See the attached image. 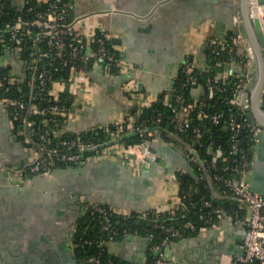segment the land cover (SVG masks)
Returning <instances> with one entry per match:
<instances>
[{
    "label": "crops",
    "instance_id": "1",
    "mask_svg": "<svg viewBox=\"0 0 264 264\" xmlns=\"http://www.w3.org/2000/svg\"><path fill=\"white\" fill-rule=\"evenodd\" d=\"M25 1L12 0L17 6ZM159 1L72 0L71 19L76 28L86 38L100 28L107 29L121 66L111 69L104 62H95L89 82L74 92L69 85L59 88L71 94L73 101L64 131L80 133L115 125L161 94L171 104L170 91L187 58L206 68L211 42L227 40L237 33L239 24L245 26L252 41L253 26L243 18L240 0H168L156 7ZM231 4L238 6L236 19ZM2 41L0 69L9 67V77L7 83L0 76V264H82L75 257L74 235L84 202L105 205L122 214L156 210L178 215L186 208L179 174L189 173L197 179L195 161L211 191L218 194L216 198L235 201L234 210H224L219 221L201 227L195 235L169 242L164 255L178 264H234L237 253L230 252V245L235 234L248 226L249 208L232 194L223 197L226 194L205 170V160L204 164L199 161L187 144L194 146L180 132H172L170 138L153 137L154 151L166 140L173 142L179 153L171 162L169 155L162 156L149 176L143 175L147 164L119 155L113 146L96 150L79 164L58 166L50 174H29L38 148L28 140L25 126L12 118L9 103L18 98L3 91L10 84L23 82L28 71L33 72L27 68L20 48ZM247 48L257 56L252 45L245 44L239 51ZM241 68L238 61H231L221 75L241 74ZM256 70L258 77L251 94L252 104L260 113L256 95L262 76L259 62ZM29 84L34 89L33 74ZM193 94L199 97L203 88H194ZM116 142L128 144L124 140ZM218 150L209 149L214 161L222 156ZM179 155L190 161L194 175L184 168ZM107 248L119 258L136 263H145L152 249L148 237L140 234L110 240Z\"/></svg>",
    "mask_w": 264,
    "mask_h": 264
},
{
    "label": "trees",
    "instance_id": "2",
    "mask_svg": "<svg viewBox=\"0 0 264 264\" xmlns=\"http://www.w3.org/2000/svg\"><path fill=\"white\" fill-rule=\"evenodd\" d=\"M53 8H55V0H26L22 6L15 5L12 0H0V54L4 50L2 40L7 44L17 46L11 42V32L8 30L7 24H14L19 16L31 18L39 12L46 13ZM70 18L71 12L65 14L62 21H69ZM39 31L37 28H23L24 40L18 47L20 48L22 58L26 61L39 58L38 70H48L44 79L45 81L42 83L40 79H37L33 89L32 85L29 84V78L31 79L33 73L28 71L27 78L23 82L8 85V90L3 91V94L16 97L25 102H30L33 96V101L41 107L60 103L71 108L73 102L71 94L63 92L60 94L59 99H53L48 94V89L52 81L66 79L72 65L91 68L94 65V57L88 60L81 57V55L86 53L87 46L85 45L82 48V45L75 42L73 36L70 34L63 35L65 47L60 51L58 47L48 43L49 36L42 35L38 37L37 34ZM84 41L86 40L84 39ZM71 42L79 44V56H74L73 48L70 46ZM107 47L111 53L119 55L110 40ZM92 48L96 50L94 44H92ZM207 54L208 66L206 68L194 66L190 70L185 67V62L182 64L176 76L174 86L170 91L173 97L171 104L165 100L164 94H161L149 105L143 106L141 111L135 108L132 112L137 119V124H143L145 127L151 129L158 128L162 137L170 138L172 132H180L194 146L200 157L205 160L206 169L213 177L215 185L224 192L227 189L224 181L216 179V175L235 177L236 174L232 170L226 169V167L241 165L245 157L250 160L252 159L255 136L247 125L248 120L246 119L247 117L243 107L230 102V99L237 90L241 74L236 75L232 73L226 76L221 75L225 69L224 62L240 61L243 58L244 52H240L238 49L229 52L227 48H220V52L217 53L214 50V44L211 42ZM109 67L111 69L117 68L113 64ZM0 76L8 83L9 67H2L0 69ZM190 76H194L197 79L195 84L190 82ZM197 87L203 88V94L199 97L193 94V89ZM0 92L2 93V91ZM177 93H182L187 101L198 102L199 106L205 110L206 116L202 119L198 118L196 110L189 114L193 123L202 125L203 131L201 134H195L191 130L181 132L175 128L171 118L174 116L173 108L177 104L175 102V95ZM160 114H162V119L157 121ZM215 114L220 116L219 123L213 121L212 117ZM25 115L26 112L23 111L22 116L15 119L18 125L20 123L23 124V117ZM50 116L53 119L49 120L48 124L42 121L43 116L40 114L30 115V118L36 119L37 126H52L53 130L58 131L62 137L70 138L81 135L84 139L92 140L96 143H103L111 138L110 133L103 128L90 129L80 133L64 131L63 126L66 124L64 118L58 114H50ZM231 118H235L242 125L237 133H233L231 125L228 124ZM109 127L110 130H114L116 125L111 124ZM144 137L136 134L123 140L128 144H133L143 140ZM34 141L37 140L34 139ZM211 146L221 148L222 150V156L216 161L212 159V154L209 152ZM95 151H87L85 156ZM194 164L199 172L197 179L189 173L183 172L179 174L181 194L184 198L186 208L176 216L175 214L161 213L156 210L143 212L132 211L128 214H122L106 206L111 212L112 226L118 228L119 231L115 239H121L126 235L135 234L136 232L148 237L152 232L153 235L150 238L148 237L150 247H152L155 243L164 239L166 235L164 229L156 226L157 223L181 227L188 220L195 222L197 229H185L182 236L173 237L171 241L195 235L201 227L211 225L200 218L201 214L219 218L217 213L210 214L212 207L205 205L206 200L211 201L213 206L220 207L223 210H234L235 201L228 198L217 199L213 197L207 177L202 172L203 170L199 162L195 161ZM66 165L76 164L60 162L56 167ZM227 193L230 194L231 191L227 190ZM110 234L111 232L109 230L103 229L98 212H94L90 205L85 206L74 235L76 259L82 264H156L159 255L155 253L154 249L150 250L148 260L145 263H136L127 259H121L110 253L107 248V242L111 240ZM95 256L101 260L100 263L87 260ZM173 264L178 263L174 262Z\"/></svg>",
    "mask_w": 264,
    "mask_h": 264
},
{
    "label": "built area",
    "instance_id": "3",
    "mask_svg": "<svg viewBox=\"0 0 264 264\" xmlns=\"http://www.w3.org/2000/svg\"><path fill=\"white\" fill-rule=\"evenodd\" d=\"M252 13L255 14V0H252ZM260 7V6H259ZM73 9L72 0H55V8L49 10L46 13L39 12L34 17L24 18L19 16L14 24H7L8 30L11 32V42L15 45L22 44L24 40V35L22 33L23 28H37L39 29L38 37L42 35L49 36L48 43L58 47L60 51L65 47L63 41L64 34H70L73 36L75 42L80 43L83 48L87 46L86 53L81 55L84 59L88 60L94 57L95 62H104L107 66L115 65L117 67L121 66V57L115 53H111L107 47L110 40V33L105 28H100L91 37L86 38L82 35L74 24V20L70 18L69 21H62L65 14L71 12ZM258 15L262 21L264 29V6L262 10H258ZM84 39L86 41H84ZM71 42L70 46L73 48L74 56H79V44ZM82 43V44H81ZM214 50L219 53L220 48H227L229 52H233L236 49H240L244 46L245 40L239 33H234L229 36L227 40H213ZM92 44L96 46V50L92 48ZM253 53L247 48L244 51L242 60L238 61L242 67L244 75L241 73L237 90L230 102L233 104L241 105V100L239 99L240 93L245 89L249 77L247 72L253 63ZM47 55V53H46ZM106 60V61H105ZM39 58L27 61V68L33 72V81L36 82L37 79L43 83L45 76L48 72L47 69L38 70ZM225 67L229 65L230 62H224ZM186 68L192 70L195 62L189 57L185 60ZM91 68L77 67L72 65L69 69L68 77L63 80H54L48 89V94L52 96L53 99H59L62 91L59 89L61 86L69 85L72 92L75 88L82 86L83 84L90 81ZM189 80L192 84L197 82L194 76H190ZM136 88H138L139 83H135ZM73 88V89H72ZM175 102L177 103L173 108L174 116L171 120L174 122V126L178 131H188L191 130L195 134H201L203 127L201 124L193 123L190 112L197 111V116L202 119L206 116L205 110L199 106L196 101H187L182 93H177L175 95ZM10 111L12 118L18 119L22 116L23 111L26 112L25 117H23V125L26 128V135L28 140L35 144L38 148L36 155L33 157L31 164L29 166V174H50L56 168V165L60 162L63 163H75L79 164L86 160L87 156L85 153L90 150H99L100 148L107 149L111 146L115 148L116 153L128 158L132 156L134 162L139 164H149L148 158L154 157L156 152L153 149V137L162 136L158 128L151 129L145 127L143 124H137V119L134 115H129L126 119L117 122L116 128L110 130L109 125L103 127L104 130L108 131L111 138L108 142L96 143L92 140H86L81 135L73 136L70 138L60 136L58 131H54L52 126L44 125L43 127L37 126L36 119H31L30 115L40 114L43 116L42 121L45 124L49 123V120L53 118L50 114L61 115L65 121L69 119L71 108L62 105L60 103H55L49 106L41 107L34 101L25 102L20 99H11L10 101ZM213 121L215 123L220 122V116L218 114L213 115ZM162 119V114L157 118V121ZM247 125L250 127L251 131L256 133L260 128L253 124L248 118ZM231 125L233 133L239 132L242 127L241 123L237 122L235 118H231L228 122ZM227 124V126H228ZM21 126V125H20ZM37 126V127H36ZM137 132L141 136H145L143 140L133 143V144H122L121 142H116L114 140H119L123 135L129 132ZM37 140V141H34ZM256 141V138H255ZM110 142V143H109ZM108 143V144H107ZM221 150V148H219ZM222 151V150H221ZM194 157V155H193ZM252 159L245 157L241 165L238 166H227L226 169L232 170L236 176H222L216 175V179L223 180L227 189L224 190L225 194L227 190H230L232 195L243 200L250 211V217L248 219L247 232L244 237V248L242 254H237L234 264H264V195L255 193L250 190L248 184L245 182V176L250 169ZM229 194V195H230ZM84 202V201H83ZM85 206H92L93 211L98 212L100 221L102 222V227L104 230H109L111 232L110 239L114 240L118 236V228L112 226L111 224V212L108 207L101 204H91L84 202ZM206 206L212 207L210 214L217 213L218 217L208 216L201 214L200 218L205 220L207 223H214L219 221L221 215L223 214V209L220 207L213 206L212 202L209 200L205 201ZM157 227L164 229L166 235L164 239L160 242L155 243L152 249L157 251L159 255L156 264H173L174 261L168 259L164 255V247L171 242L173 237H180L183 235L185 229L195 230L197 225L194 221L188 220L184 222L183 226H173L165 225L161 223L156 224ZM135 234H138L137 232ZM153 235L151 232L149 238ZM90 262L100 263L101 260L98 257H90L87 259Z\"/></svg>",
    "mask_w": 264,
    "mask_h": 264
},
{
    "label": "water",
    "instance_id": "4",
    "mask_svg": "<svg viewBox=\"0 0 264 264\" xmlns=\"http://www.w3.org/2000/svg\"><path fill=\"white\" fill-rule=\"evenodd\" d=\"M168 0H162L159 1L156 5V7H159L163 3L167 2ZM228 1V0H227ZM241 5L243 8V18L251 23L253 26L254 35H252V41L250 40L249 34L247 33V30L243 24H239L238 27L235 29L237 33H239L245 40L246 45L249 46H255L256 53L253 51V63L251 67L249 68L247 72V76L249 77L248 83L244 90L240 93L239 99L241 100V105L245 111L246 117L253 123L256 124L260 130L256 133L255 138V144L253 146V155H252V163L250 165V169L247 172L245 176V182L248 184L251 191L259 194L264 195V29L262 25V21L258 15H255L252 13V0H240ZM229 3V1H228ZM254 5L260 6L259 10H262V7L264 6V0H255ZM232 11L235 13V19L237 18V5L231 4ZM260 63L261 70H262V76L261 80L259 82V86L257 88V96H259V107L261 109V112L259 113L257 110H255L254 105L252 104V94L251 89L253 86L254 79L258 77V72L256 70L257 63ZM241 72L244 75V72L241 68ZM137 132L133 131L130 133H127L123 135L120 140H123L127 137L136 135ZM118 141V140H114ZM110 143V142H109ZM108 144V143H107ZM188 148H190L197 156L199 161L204 164V161L200 157L197 150L193 149L190 144H187ZM210 152L214 151V147L211 146ZM174 143H169L168 141H164L163 146L159 147L155 152L154 157H149L148 161V168L143 171L144 176H149L154 172L155 165L160 161L162 156L169 155L170 162L171 160L175 159V155L178 156V151H176ZM178 152V153H177ZM174 153V154H173ZM218 153L222 154L221 150H218ZM217 154V153H215ZM168 157V156H167ZM181 161L183 162L184 168L187 169L188 172H190L192 175H194L195 171L193 169V166L191 165L190 161L187 160L185 157H181L179 155ZM208 176L210 177V180H212V176L209 174V171L205 169ZM213 191V190H212ZM212 195L214 198L218 196V194L213 191ZM229 194H226L223 197H229ZM247 232V227L238 231L234 236V242L230 245V252H236L237 254L243 253L244 248V237ZM157 253V251H156ZM187 264V263H184Z\"/></svg>",
    "mask_w": 264,
    "mask_h": 264
},
{
    "label": "bare ground",
    "instance_id": "5",
    "mask_svg": "<svg viewBox=\"0 0 264 264\" xmlns=\"http://www.w3.org/2000/svg\"><path fill=\"white\" fill-rule=\"evenodd\" d=\"M259 8H260L259 6H256V5H255V8H254V12H255V14L258 13Z\"/></svg>",
    "mask_w": 264,
    "mask_h": 264
}]
</instances>
